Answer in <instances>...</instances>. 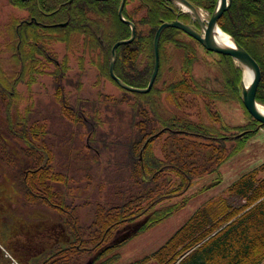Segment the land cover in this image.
Segmentation results:
<instances>
[{"label":"trees","instance_id":"obj_1","mask_svg":"<svg viewBox=\"0 0 264 264\" xmlns=\"http://www.w3.org/2000/svg\"><path fill=\"white\" fill-rule=\"evenodd\" d=\"M8 1L23 14L13 16L11 41L3 42L0 48V149L6 146L5 137L15 140L11 145H17V151L12 148V152L17 163L22 162L28 170V200H39L40 191L33 187L43 186L49 200L63 201V192L53 186L68 184L67 172L71 169L83 172L74 198L89 206L83 213L84 206L80 211V205H75L74 217L89 218V225L85 220L76 225L77 231L91 235L92 252L101 249L104 237L108 243L111 233L123 223L184 192L199 176L218 169L243 146L249 130L256 129L257 120L240 98L241 68L229 54L201 48V43L182 29L167 26L161 31L156 76L150 90L139 93L122 88L109 74L111 46L131 32L129 24L118 16L120 0ZM190 1L211 12L217 0ZM177 11L179 8L169 0H125L122 13L133 21L135 36L116 47L117 76L133 86L147 84L154 61L155 30L162 20L174 18ZM178 17L190 21L188 12L179 11ZM218 24L259 63L261 78L255 99L264 103V0H231L219 15ZM37 42L45 50L53 42H62L71 50L76 65L71 67L67 59L56 65L52 72L56 110L53 116L45 112L32 118L33 110L18 109L16 89L21 82L30 85L32 81L21 79L19 71L9 79L5 77V51L12 47L16 66L20 67L24 43L34 49L39 47L35 46ZM200 48L215 55L205 63L221 87L212 86L208 77L197 78L192 73ZM174 56L180 58L176 68L170 63ZM43 58L49 59L45 52ZM38 62L37 57L35 63L31 60L33 70H37ZM90 73L95 76L90 84L93 89L83 85ZM105 78L117 84L121 93L111 96L105 92L103 85H98ZM205 97L240 102L253 122L223 125ZM227 127L232 130L229 134L225 132ZM241 130L246 131L237 135ZM229 139L233 142L228 143ZM64 145L66 152L62 150ZM66 153L74 155L63 159ZM84 188L90 191L81 196ZM217 197L199 205L154 251L157 264H174L188 250L175 264H261L264 160L241 173L226 195ZM157 210L165 213L163 208ZM117 245L109 243L108 249ZM86 249L81 241L79 250L84 253ZM116 257L117 253L108 256L106 263Z\"/></svg>","mask_w":264,"mask_h":264},{"label":"rangeland","instance_id":"obj_2","mask_svg":"<svg viewBox=\"0 0 264 264\" xmlns=\"http://www.w3.org/2000/svg\"><path fill=\"white\" fill-rule=\"evenodd\" d=\"M18 12L8 0H0V48L3 47V42L8 39L7 35H9L11 29L10 18L14 15H18ZM222 12L220 15H222ZM21 13L22 12L20 11V15ZM204 13L205 18H207L208 13L205 11ZM133 37L130 39L129 37L120 38L126 39V41L120 42L119 44H127L132 41ZM197 43H199L198 40ZM201 48L205 47L202 45ZM201 48L198 50V58L193 62L192 73L197 78L208 77L212 86L221 87V84L218 81L219 79L215 77L214 71L208 70L205 63V60L211 62L210 60L212 58H216L215 55H213V53L207 54L204 52V49ZM48 50L53 54L54 59L49 57V59H46L43 58V56H39L40 62L44 61V64L38 62V64L35 65L37 69L36 72L42 74L37 76L30 85H18V87H16V89L18 88L20 97L17 105L18 109L22 110L23 108L28 107L30 110H33L32 118H38L40 115L45 114V112H48L49 116H53L52 114L56 110L54 108V104L56 103L53 100L54 87L52 85L54 77L52 72L56 65L60 64L64 59H67V62L71 67L76 65V60L73 57L71 50L65 48L62 42L51 43L48 46ZM170 63L176 68L180 63V58L174 56ZM94 79L95 76L91 73L84 77V87L92 88V86L90 87V84ZM100 84L103 85V90L110 93L111 96L118 95L122 91L117 84L108 78H105L103 82L98 85ZM68 88L72 89V86H69ZM138 92L143 93L146 91ZM126 94L131 96L129 93ZM163 95L164 93H161V97L166 101ZM205 101L210 104L214 116L219 119L223 125H243L252 120L238 101L222 102L207 97H205ZM11 109H16L14 104H12ZM1 115L2 114L0 113V116ZM61 124L62 123H59V127ZM230 129V127H227L225 132L229 134V132L232 131ZM246 130H241L237 135L244 133ZM249 131L250 132L245 135L243 146L236 153L223 161L218 169L214 170L212 173L199 176L194 179L193 183L184 192L171 198L163 199L154 204L147 212L114 229L108 238V244L117 242L121 239L124 240L118 249H113L112 251L111 249H108L110 250L108 256L115 254L117 251L120 253L117 260H114L109 264H157L153 254L154 251L175 233V231L186 221L199 205L208 199H214L213 197H217L218 195H226L229 185L235 178L264 160V124L259 128L257 127L256 129ZM40 138L38 140H40ZM231 142H233V140L229 139L228 143ZM11 147L17 151V145H11ZM63 148L64 152H66V145L62 147V150ZM73 155V153H66V155L63 156V159H67L68 156L69 159H71ZM67 176L68 184L55 185L58 187L57 190L63 192V201L57 199L54 201H60L64 204L74 203L76 206L79 204L80 207L77 208L81 211V206H84L83 213H85V208L88 207L89 204L85 201H76L74 198V196L77 195V190L80 189V187H77L76 185L78 184L79 178H83V172L74 168L67 172ZM1 185L7 186L2 175H0V186ZM88 191H90V188L81 189V196H84ZM38 194L41 195L42 193L39 192ZM55 195L57 194L55 193ZM3 201H5V197L3 193H0V203ZM161 208L164 209L165 213L161 214V212L157 210ZM159 215L161 216L159 217ZM141 226H143V228L138 230ZM261 264H264V260Z\"/></svg>","mask_w":264,"mask_h":264},{"label":"flooded vegetation","instance_id":"obj_3","mask_svg":"<svg viewBox=\"0 0 264 264\" xmlns=\"http://www.w3.org/2000/svg\"><path fill=\"white\" fill-rule=\"evenodd\" d=\"M7 41H11V38ZM37 45L39 47L33 49L34 46L24 43L20 67L16 66L17 60L12 47L7 48V79L17 71L20 72L21 79L31 81L42 74L31 68V60L35 63L36 57L43 56V52L51 59H54V56L39 42L35 44ZM24 84L21 82L19 85ZM25 138L27 139V135ZM3 140L6 146L4 150L0 149V175L4 177L7 186H0V193L5 197V201L0 203V264H106L110 251L106 237L104 234L101 236L104 237L101 249L92 252L89 243L91 235H88V231H77L76 225L79 220H85L89 225L90 220L74 217V203L71 205L49 200L43 193L46 189L43 186L33 187L42 193L38 194L39 200H28V170L21 166L22 162L17 163L16 153L12 152L11 144L15 140L8 137ZM17 141L22 143V139ZM81 241L87 246L84 253L79 250Z\"/></svg>","mask_w":264,"mask_h":264},{"label":"water","instance_id":"obj_4","mask_svg":"<svg viewBox=\"0 0 264 264\" xmlns=\"http://www.w3.org/2000/svg\"><path fill=\"white\" fill-rule=\"evenodd\" d=\"M125 0H120L117 13L121 20L126 21L130 28V36L129 39L132 38L135 34L134 23L131 20L126 19L122 14V8ZM175 5L180 7V10L190 12L195 21V24L191 22L184 21L178 17V12L174 18L170 20H162L160 24L157 26L154 36H153V67L151 74L149 76L148 82L145 86H133L126 83L119 76L114 73V61H115V50L117 45L120 42L126 41V39H118L111 46V54L109 59V73L112 78L123 88L132 90V91H148L154 81L155 75L158 70L159 64V55H158V41L161 31L167 26H175L181 28L189 35L193 36L197 39L205 48L225 54H229L232 56L234 61L241 67L242 74L240 78V97L241 100L246 107V109L250 112V114L258 120V126L264 124V112L260 111L256 103L258 102L255 99V92L257 88V84L260 78V67L258 62L254 59L252 55L248 53V51L239 44L232 36L231 41L232 44H221L216 41L214 38V28L218 25V16L221 12L226 9L231 0H217L213 10L210 12L207 18L201 17L199 14V10L201 7H197L190 0H170ZM182 5V6H180ZM173 9V8H172ZM244 65H248L251 68V78L247 84L243 82V67Z\"/></svg>","mask_w":264,"mask_h":264},{"label":"bare ground","instance_id":"obj_5","mask_svg":"<svg viewBox=\"0 0 264 264\" xmlns=\"http://www.w3.org/2000/svg\"><path fill=\"white\" fill-rule=\"evenodd\" d=\"M180 6H182V5H180ZM199 14L201 15V17L205 18L204 10L200 9ZM214 38L216 39L217 42H219L221 44H232L230 35L227 34L224 30H222L220 26H216L214 28ZM250 78H251V68L248 65H244V67H243V82H244V84H247L249 82ZM256 106L260 111L264 112V103L257 102Z\"/></svg>","mask_w":264,"mask_h":264}]
</instances>
